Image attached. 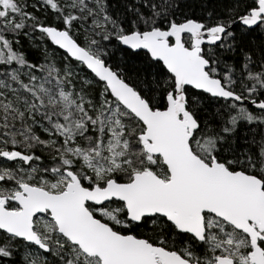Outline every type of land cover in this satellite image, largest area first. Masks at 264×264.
<instances>
[{
	"label": "snow or ice",
	"instance_id": "obj_1",
	"mask_svg": "<svg viewBox=\"0 0 264 264\" xmlns=\"http://www.w3.org/2000/svg\"><path fill=\"white\" fill-rule=\"evenodd\" d=\"M0 264H264V0H0Z\"/></svg>",
	"mask_w": 264,
	"mask_h": 264
}]
</instances>
